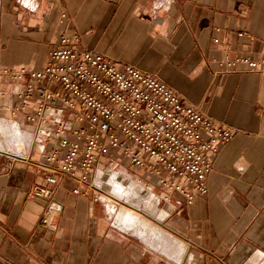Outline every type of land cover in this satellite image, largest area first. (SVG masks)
I'll return each mask as SVG.
<instances>
[{
	"label": "crops",
	"instance_id": "obj_1",
	"mask_svg": "<svg viewBox=\"0 0 264 264\" xmlns=\"http://www.w3.org/2000/svg\"><path fill=\"white\" fill-rule=\"evenodd\" d=\"M62 33L160 79L234 132L212 161L206 195L192 205L162 197L125 165L133 178L119 175L141 206L118 204L143 222L128 229L86 186L75 195L73 184L46 185L25 113L12 115L10 90L24 87L1 72L43 68ZM245 57H264V0H0V264H264V69L224 65ZM38 187L61 205L50 230L40 226Z\"/></svg>",
	"mask_w": 264,
	"mask_h": 264
},
{
	"label": "built area",
	"instance_id": "obj_2",
	"mask_svg": "<svg viewBox=\"0 0 264 264\" xmlns=\"http://www.w3.org/2000/svg\"><path fill=\"white\" fill-rule=\"evenodd\" d=\"M57 43L43 68L1 72L12 86L24 87L10 90L16 95L12 115L25 113L32 144L43 153L35 167L46 185L73 184L75 195L86 186L101 201L95 178L129 165L145 176L147 190L158 189L162 197L179 196L192 205L206 195L212 161L234 132L160 79L82 50L78 35L62 33ZM237 64L260 72L264 57L224 62L228 68ZM34 198L46 202L40 226L53 229L61 205L46 187H38Z\"/></svg>",
	"mask_w": 264,
	"mask_h": 264
},
{
	"label": "bare ground",
	"instance_id": "obj_3",
	"mask_svg": "<svg viewBox=\"0 0 264 264\" xmlns=\"http://www.w3.org/2000/svg\"><path fill=\"white\" fill-rule=\"evenodd\" d=\"M18 132H20V131H18ZM14 134L15 133H13V136H14ZM17 136H18V134H17ZM27 136H25V135H23L22 137L20 136L22 139V142L21 143L17 142L18 143L16 146L17 150L14 149V153L17 154L18 152L19 153L24 152L25 141H27L29 138ZM8 138H10V137H8ZM8 142L10 143V141H8ZM11 145H13V144H11ZM15 145H16V143H15ZM1 148H3V147L1 146ZM122 179H123V177L121 175H119V173L117 174V172L109 171L103 177L97 176L95 178L93 184L99 188V190L101 192V198L108 201L109 210L111 211V213L115 214V216H114L115 223L119 226H123V228L125 227L128 229H132V228H135L136 225H138V223L139 224L143 223L142 220L139 218L140 217L139 213L136 211L134 212V211L130 210L125 205L121 206L120 210L116 209L115 204H118V201L121 202V200H124L128 204L133 206L134 208L135 207L139 208V206H141V205H140V201L139 202L136 201V199L139 195L137 194L138 193L136 191L137 189H135V187H134L135 185L132 182L124 183V182H122ZM144 224H145V222H144ZM135 230H137V229H135Z\"/></svg>",
	"mask_w": 264,
	"mask_h": 264
},
{
	"label": "rangeland",
	"instance_id": "obj_4",
	"mask_svg": "<svg viewBox=\"0 0 264 264\" xmlns=\"http://www.w3.org/2000/svg\"><path fill=\"white\" fill-rule=\"evenodd\" d=\"M112 171H114V172H117V173H123V174H125L126 175V177L127 178H133L132 177V175H131V171H129V172H127V171H125L123 168H114V169H112ZM109 172V171H108ZM108 172H106L105 174H107ZM104 174V175H105ZM133 174V173H132ZM103 177V176H102ZM99 193V197L101 196V192L99 191L98 192ZM95 196H97V195H95ZM156 197H157V195H156ZM123 202V201H122ZM123 205H125V206H128V205H126V203L125 202H123V203H120V204H116V206L118 207V208H121V206H123ZM130 208H132V207H130ZM136 209H137V207H135ZM135 208H132V209H135Z\"/></svg>",
	"mask_w": 264,
	"mask_h": 264
}]
</instances>
